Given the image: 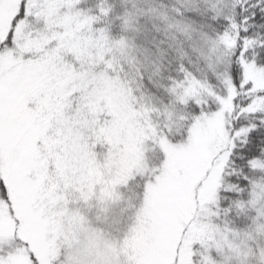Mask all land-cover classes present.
<instances>
[{
	"label": "snow or ice",
	"instance_id": "6c2138e0",
	"mask_svg": "<svg viewBox=\"0 0 264 264\" xmlns=\"http://www.w3.org/2000/svg\"><path fill=\"white\" fill-rule=\"evenodd\" d=\"M0 264H264V0H0Z\"/></svg>",
	"mask_w": 264,
	"mask_h": 264
}]
</instances>
